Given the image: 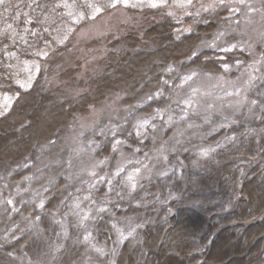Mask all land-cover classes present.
<instances>
[{
  "label": "trees",
  "instance_id": "16d2710c",
  "mask_svg": "<svg viewBox=\"0 0 264 264\" xmlns=\"http://www.w3.org/2000/svg\"><path fill=\"white\" fill-rule=\"evenodd\" d=\"M246 5H254V0H128L127 4L123 0H0V180L12 170L28 171L30 162L42 159L48 148L52 157L72 121L84 123L91 105L131 82L141 86L140 98L131 100L142 99L147 116L134 127L147 126L148 136L142 141L138 130L128 135V123H102L96 128L91 124L88 133L103 147L109 146L99 147L103 152L99 157L110 155L118 136L148 152L157 144L156 131L169 118L175 126L186 125L179 123L180 117L196 118L183 103L171 100L175 88L192 75L221 71L224 62L233 59L216 48L235 29L231 10H238L234 13L238 18ZM118 11L129 15L128 22L91 58L95 70L85 53L100 45L84 42L80 33ZM86 61L90 64L83 71ZM71 83L78 92L70 91ZM48 106L52 124L41 127L36 120ZM235 127L242 129L241 124ZM9 146L15 150L3 153ZM228 149L215 154L220 165L211 168L207 184L204 180L199 185L201 195L180 194L179 189L180 196L172 200L150 199L140 192L129 195L128 199L143 204L128 208L129 218H141L138 224H145L133 228L132 236L118 240L113 235L111 245L106 244L111 248L108 255L80 244L78 237L57 245L53 255L45 242L24 241L27 238L16 231L7 233L16 214L0 206V264H28L30 259L33 264H108V260L113 264H264V141L256 145L244 140ZM67 151H63L66 158ZM125 174L116 175L115 182L123 183ZM124 200L110 211L129 204ZM194 204L197 210L190 208ZM97 232L103 243V236L111 231L97 227ZM229 240L237 246L222 251L221 243ZM243 241H248L247 247Z\"/></svg>",
  "mask_w": 264,
  "mask_h": 264
},
{
  "label": "rangeland",
  "instance_id": "374dc122",
  "mask_svg": "<svg viewBox=\"0 0 264 264\" xmlns=\"http://www.w3.org/2000/svg\"><path fill=\"white\" fill-rule=\"evenodd\" d=\"M237 11L236 8L231 10L235 29L221 41L220 49L216 48L217 51L230 53L226 56L233 58L224 62L227 67L205 75H192L173 93L171 100L183 103L187 113H195L196 118L180 117L179 123H186L179 125L180 128L175 126L173 117L169 118L167 124L156 131L157 144L148 152L139 143L135 145L118 136L120 138L112 142L110 155L105 153L99 157V152L103 153L99 147L102 145L105 150L109 146L103 147L88 133L91 124L96 128L102 123H128L125 126L128 135L138 130L142 141L148 136L145 134L147 126L134 127L147 117L143 100H131L140 98L141 86L131 82L121 92L110 93L96 106L89 107L91 112L84 123L78 120L71 122L67 133L56 142L52 157L48 148L42 153V159L30 162L28 171L12 170L2 177L0 206L7 207L9 214H16L15 220L8 223L7 233L16 231L19 237L27 238H19V241L45 242L46 249L53 255L56 246L63 245L71 237H78L80 244L94 246L108 255L111 248L106 244L111 245L113 235L118 240L132 236L135 233L133 228L145 224H138L141 218L137 221L129 218L128 208L143 205L134 201L133 197L128 199L129 195L140 192L150 199L172 200L180 196L177 189L180 194L197 192L201 195L199 185L204 180L207 184L211 168L220 165L215 154L220 151L224 154L229 150L228 146H237L244 140L250 144L256 142V145L264 141V0H254V5L244 6L238 18L234 16ZM128 17L125 11H118L81 31V40L100 45L85 53L89 62L97 57L98 49L108 44L110 36L115 38L119 35ZM88 61L82 64L83 71L90 64ZM94 66L92 63L97 70ZM71 85L70 91L78 92V87L74 83ZM49 109V106L45 108L42 117L36 120L41 127L52 124ZM240 124L242 129L234 130L235 125ZM117 131H120L119 128ZM133 144L134 147H131ZM126 147L132 148V151L128 152ZM66 148L67 158L63 154ZM8 150L15 148L9 146L3 153ZM123 173H126L123 183L115 182L118 179L116 175L122 176ZM153 190H157L158 194L151 193ZM124 199L130 205L126 203L110 211L117 201L123 204ZM31 205H34L33 216L29 214ZM190 208L197 210V205ZM99 223L105 225L98 226ZM97 227L111 231L103 236V243L97 240ZM77 232L79 235L74 236ZM247 245L248 241H243V246ZM220 246L222 251L231 252L237 244L229 240ZM245 256L249 257V254ZM36 259L40 258L37 256ZM27 263L33 264V260ZM108 264L113 263L108 260Z\"/></svg>",
  "mask_w": 264,
  "mask_h": 264
},
{
  "label": "snow or ice",
  "instance_id": "6c2138e0",
  "mask_svg": "<svg viewBox=\"0 0 264 264\" xmlns=\"http://www.w3.org/2000/svg\"><path fill=\"white\" fill-rule=\"evenodd\" d=\"M117 2H120V0H117ZM123 2H124L125 4H127V3H128V0H123ZM110 6H114V5H110ZM133 6H135V5H133ZM151 6H152V7H157L158 5H157V4H152ZM225 67H227V65H225Z\"/></svg>",
  "mask_w": 264,
  "mask_h": 264
},
{
  "label": "bare ground",
  "instance_id": "6f19581e",
  "mask_svg": "<svg viewBox=\"0 0 264 264\" xmlns=\"http://www.w3.org/2000/svg\"><path fill=\"white\" fill-rule=\"evenodd\" d=\"M31 137H33V136H31ZM51 190H53V189H51ZM55 191V190H54ZM32 207H34V205H31V212L29 213V214H32V216H33V208ZM24 212V211H23ZM29 216V215H28ZM25 219V218H24Z\"/></svg>",
  "mask_w": 264,
  "mask_h": 264
}]
</instances>
